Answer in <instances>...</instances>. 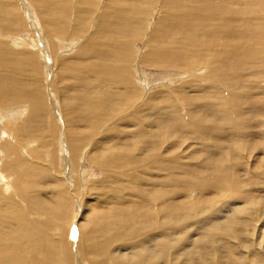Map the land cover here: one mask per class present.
Masks as SVG:
<instances>
[{"label": "rangeland", "instance_id": "rangeland-1", "mask_svg": "<svg viewBox=\"0 0 264 264\" xmlns=\"http://www.w3.org/2000/svg\"><path fill=\"white\" fill-rule=\"evenodd\" d=\"M15 1L17 2V8L11 3V1L7 2V7L10 10L12 19H14V21L11 22V28L16 26L17 23H20L19 30L17 32H5L6 35L3 36L2 39L6 42L5 44L7 49L9 48V50L17 52L18 56H20L22 59L26 58V63L22 69V73L20 76H17V81L15 82L24 86L41 87L45 96L44 101L45 103H48V116L50 120L53 119V127H50L51 122L44 118L42 113H39L38 115L34 113V111L31 109V103L27 98L24 99V101L14 102L12 104H4L5 107L4 105H0V113L5 112L0 116V125L7 127V119H18L16 123H23L26 125L25 127H28L30 123L33 126H37L43 122L42 131L45 135L40 137L42 140L36 138L33 145H30V142L27 145H25V143L20 145V150L18 153L20 160L22 161L20 167L27 170V173L29 172L31 179L34 181V186L30 187L28 190L30 193V198L33 199V196L36 194L37 190L45 193V195H48L52 191L58 192L60 194L61 199H51L52 204L49 203V205H45V208H50L56 213L61 211L64 215L58 216V218L55 215L56 217L54 218H57L58 224L62 223L64 225H68V229H70L68 230V236L72 239V249L74 248L72 251L77 264H88L87 261L81 260L80 254L75 248L77 244L76 241L78 240L77 238L80 236V233L82 236H87L88 239H90L89 236L91 235V239L94 240L97 235L104 233V227H106V225H102V223L107 221H112L113 225L115 222L122 223L123 221L130 220L134 223L136 221L135 225H140V222H145L146 226L149 224L147 227H150L152 224L164 225L167 226V233H171L170 228L172 229L175 227L178 229V234L190 235V238L188 239L189 241L186 243L188 245L185 244L184 248L181 249L180 252H177L175 260H180L179 262L181 263H188V258L195 254L196 243L203 240L201 235H205L206 238L211 239L217 233L223 232L224 228L217 226L224 224V221L225 223H228V227L230 222L235 220L234 224L231 223L233 224L232 230H237L238 232L243 233L245 236L257 231L260 235L264 236V178H259L260 181L255 180V182L251 180L254 177L253 172L256 169L262 167L264 169V164L261 162L262 158L264 157V73L259 74L261 70H264L263 66L257 74L250 69L246 70V72L248 71L247 73L242 70L237 72L236 70H233L234 68L231 64L229 66L227 65L228 67H226L229 69L223 67L224 70H227L224 71L222 77L219 76L218 83L216 84V75H214V80L213 78H208V76H206V68L208 67L205 68L207 63L206 59L204 60L203 57H200L199 60V56L197 55L194 57V59L192 58L189 60V63L185 64V66H179L180 68L178 65H173L175 67L161 65V68L159 66H155L154 68L144 63L142 65L141 63V56L143 55L142 53L147 48V44H149L147 43V36H144L142 40L139 38L141 41L136 39V43L129 46L130 53L131 51H134L136 54L135 55L132 53L133 60L127 65L128 67L130 66L128 70H131V75H133L130 77V83L132 84L133 88L138 89V97L133 102L128 112L134 113L142 107L147 106V109H145L146 111L143 114H137L139 117H137V120L143 124H127L124 122V120H119L117 123H114L115 119L111 118V121L103 123L104 126L102 125L98 132L103 133V131L108 129L113 122L114 124L111 126L116 125L115 127L118 135L108 137V139L113 138L108 142H96V144L98 143L97 146L100 147L101 143L102 147L105 149L108 148L106 146H109L107 150L108 153L113 151H120V153L125 151L127 152L128 150H131L130 148L137 145L140 146V149L135 151L136 157L137 155L140 157L143 156V154L145 155L146 151L149 150V152H155L156 150L161 149L163 154V162L161 164L163 176L160 179L158 178V180L163 183L167 181L172 183L170 176L175 177L177 179L176 187H178V182L182 185H184L185 182L194 183L195 179V182H199L196 184V186H193L192 189L190 188L189 191L186 189V191H188L186 192L187 197L185 196L187 199H185L183 195L179 196L180 192H182V189L184 190V188L180 187L181 191L179 190V192L176 191L177 189L175 187V193L178 197L175 199V203H179V208H172V206H170V201L172 200L167 201L165 198H161L156 201L154 199L151 200V197L155 196L157 187L161 192L167 189V186L157 184L156 189L152 188L150 192L149 190L145 189V187H139L140 185L138 187H133L131 184H128L126 187L128 190L123 188V191H118L116 188H112V186L115 185V182L107 186L101 185L99 181L101 177H103V167L92 162L90 159L92 155H95L93 154L92 150L93 148L94 150L96 148V144H93L94 141L88 140L87 142L82 143L80 146V149L82 150L79 152V159L75 162L76 164H74L72 161L71 152L67 145L65 121L67 120L68 126H71L72 130L76 131V127L71 121L73 117L81 111L86 112L84 109L87 108L86 104L89 102L87 103L88 100H79L86 99V96L88 95L83 89L79 90V88L76 87L74 69L73 71L69 70L68 74L67 70L69 69V65H71V63L74 61L73 55H76V53L86 44L91 34L95 32L97 27L95 21L90 23L87 28V32H83L82 34L72 33V37L67 38L66 33L63 32L54 33V36H51L48 32H46V26L41 24V20L38 18V16L41 15H37L38 10L35 8L33 0ZM104 1L105 0L98 1L99 4L98 8L96 9L97 12L99 11V7L104 4ZM186 1L190 4L188 0ZM190 1L193 2V6L197 8L194 10H196L199 15H203L206 18L208 16L207 22L204 23L205 28H207L206 26H211L213 22L219 25H225L229 22L234 23L236 20H238L239 23H241L244 27L248 28V25L244 23L246 22L247 17L242 14V12L244 9L252 12L253 4L249 5V3L254 0ZM246 1L249 2L246 4ZM201 2L206 4L203 5ZM160 6L161 0H158L157 5L155 4V6L152 8H156L153 11L154 14H151L150 17H148L149 20H146V27L144 29H147L145 31H149V29L154 26L159 16L158 13L161 11L159 10ZM205 7L206 12L203 13V11H205ZM254 10L259 12L258 28L259 26L260 28H263L264 7H255L253 11ZM237 15L238 19H234ZM93 18L94 16L92 15L91 20ZM232 25L229 26L230 29L232 28ZM244 27L241 29H244ZM145 34L147 35V33ZM172 37L174 38V36ZM172 37L170 40L173 39ZM69 41L73 44H70ZM200 50L201 49H199V51ZM205 50H207V48ZM32 51L37 53L36 58L39 59L37 63L30 60ZM38 53L40 54L38 55ZM207 57L210 58L211 56L208 55ZM49 59H51V61ZM251 63L256 65V61H249V64ZM135 67H141L144 70L142 74L143 76L138 73L139 70H136L137 68L135 69ZM2 72L3 71L1 70V73ZM262 74L263 76H261ZM235 75H237L238 78ZM94 82L95 81H93V83ZM139 84L142 87L139 86ZM101 85L102 89L98 87L95 88L96 90L93 91L94 95L96 94L99 96L101 95V92L107 89V85ZM184 86L186 88L181 90V88ZM24 90L27 92L26 89ZM113 91L118 92L116 89H110L108 94H111L112 97L109 95L108 99L106 96L103 97V99H106L105 102L107 103L98 106L99 108L97 107V109L100 110V108L103 106L106 110L104 108L102 109L105 111V113H107V116H110L113 114V112H116L115 110L117 107H119V105L120 107L123 106V104L115 103L116 100L114 98L115 95L113 94ZM123 93H125V90ZM163 93L166 96H162ZM158 94H161V96L156 97ZM72 98H75L74 100H77L78 102H74V105H69L70 101L73 102ZM66 106H68L67 109ZM97 109L96 111H98ZM64 110H66V114L64 113ZM140 116L142 117L140 118ZM54 124H56L55 129ZM18 125H16L17 128ZM192 126L194 128L197 126L203 127L201 130L202 132L199 128L197 131L198 134H196ZM137 127L139 128L137 129ZM189 127L191 128L188 129ZM6 129L8 134H10L11 127L10 129L9 127ZM79 129L83 130L84 132L88 131L86 126L79 127ZM141 130L144 131V133ZM189 130H191V133ZM16 132H20L19 129H17ZM38 132H40V130ZM38 135L41 134L38 133ZM16 136L15 138L17 139L18 136ZM6 137L10 138L9 135L5 134L4 138ZM223 137L225 139H223ZM133 138L136 139L134 140ZM118 140H120V142H118ZM140 141L143 142L140 143ZM146 141H148V143ZM149 142L151 143L149 144ZM33 149H35L36 153L33 151ZM144 150L145 152H143ZM96 152L97 154L100 153V151L98 152L97 150ZM54 153H56V156H58V162L56 166L51 165ZM100 154L98 156H100ZM172 155H177L176 159L178 162L175 161V163L170 159V156L172 157ZM259 161L261 165L259 164ZM231 163L235 165L233 168L234 170L232 172H228L227 168H229ZM207 166L209 169H207ZM171 168H174V170ZM186 168L188 169L186 170ZM35 171H37L39 174H35ZM43 172L46 173L41 174ZM232 174L234 178L232 177ZM188 175H190L191 178L190 176L188 177ZM218 179L221 181L218 182ZM208 181H211L212 184ZM249 183H253L252 186ZM232 184H236V187L234 186L235 190L232 189V191H228L227 187L231 189L230 187ZM237 191H239L238 195ZM113 192L116 193L115 196L117 199L113 197ZM223 193L225 194L224 196ZM109 195L111 198L107 199ZM114 199H116L115 202H122V205H118L119 207L115 206ZM148 199L151 201L149 202ZM105 200L106 203H104ZM157 201L158 203H155ZM182 201L185 202L184 205L189 206V210H185L181 206L183 203ZM193 201H195V203ZM123 203L126 205L129 203V205H131L126 206ZM196 203L198 204L196 205ZM132 204L134 206L133 209H131L133 207ZM159 204H161L162 207ZM191 207H194L195 209L192 210ZM109 208H113L115 210H113V214L115 215L112 214L110 217H107V221H99V215L104 213L105 210H109ZM153 208L154 210H152ZM251 208L258 209L256 212H254L253 216L249 217V213L245 214L244 212ZM201 211H205V215L198 216L196 219H194V213L200 214ZM142 212H145L146 215ZM176 213L177 215H175ZM168 214L169 216H167ZM170 214L174 216L173 219ZM45 215L46 214H41L38 220L43 221L47 219V216ZM232 216L234 219L230 220ZM237 221H239V223H236ZM175 223L177 227L175 226ZM177 223L180 225L178 226ZM228 228L230 229V227ZM73 230H75L74 239ZM169 236L170 235L163 236L162 234H152L151 237H146L143 245L139 247H133L131 244L114 242L112 250L117 254H129L131 251H133L131 254H134L135 252H143L156 256L158 255L160 247H162L163 244L172 242V239ZM56 237L58 239L59 234H56L55 238ZM253 239L255 240V237L252 238L251 236L250 242H252V244H250L252 247L249 246L251 258H253L254 255L252 252L254 250ZM184 241L186 242L187 240ZM229 241L228 239L226 240V242L230 244ZM257 241V245L262 243H260L261 239ZM223 247L224 245H221L220 249ZM231 252L234 258L240 257L239 250L231 249ZM116 253L113 252L114 255ZM225 255V252L216 255L217 261L220 259V263L218 264L225 263ZM230 258L229 259L232 260V256ZM198 259L201 261L200 258H197L196 261ZM62 260L63 256L61 257V262L59 264H63Z\"/></svg>", "mask_w": 264, "mask_h": 264}, {"label": "bare ground", "instance_id": "bare-ground-1", "mask_svg": "<svg viewBox=\"0 0 264 264\" xmlns=\"http://www.w3.org/2000/svg\"><path fill=\"white\" fill-rule=\"evenodd\" d=\"M9 1H11V3L14 6H16L17 2L15 0H0V105L12 104L14 102L24 101V99L27 98L31 103L32 106L31 109L34 111V113H36L37 115L39 113H42V116L51 122L50 127L51 126L53 127L52 124L53 119L50 120L48 116L49 115V111L47 109L48 103H45L44 101L45 96L43 94V90L41 89V87L24 86V85H19L17 82H15L17 81V76L18 75L20 76L22 73V69L26 63V58L22 59L20 58V56H18L17 52L9 50V48L7 49L5 44L6 42L2 39V37L6 35L5 32L7 31L17 32L20 27V23H17L16 26L11 28V22L14 21V19H12V15H10V10L7 7V2ZM33 1L35 8L40 13L39 14L36 11L37 15H41L38 16V18H40L39 20H41V24L42 25L44 24L46 26V30H47L46 32H48L51 36L52 35L54 36V33L65 32L67 38L72 37L71 36L72 33L82 34L83 32H87L88 26L93 21H95V23L97 24L95 32L91 34L86 44L85 45L83 44L84 46L76 53V55H73L74 61L71 63V65H69V69L67 70V74H68L69 70L73 71L74 69L76 87L79 88V90L83 89L84 92L87 93V95L90 97L89 98L88 96H86V99H79L81 101L88 100L87 103L89 102L90 104L85 103L87 108L84 110H86V112L81 111L80 113H78L73 117L71 122H73V125L76 127L75 128L76 131L72 130L71 126H68L67 120L65 121L67 145L68 148L70 149L71 158L74 164H76L75 162L80 157L79 152H81L82 150L80 149L82 143L87 142L88 140L94 141L93 144H96V142L105 143L113 139V138L108 139V137H111L113 135H118V132L115 127L116 125L111 126L112 124L117 123V121L124 120V122L127 124L128 123L140 124V125L143 124L142 122L137 120L138 117L137 114H143L146 111L145 109H147V106H144L141 109H139V107L137 106L139 109L137 112L134 113L128 112L129 108L138 97V89L133 88L132 84L130 83V79H131L130 77L133 75H131L130 72L131 70H128L130 66L128 67L127 65L128 63H130V61L133 60L132 53L135 54L134 51L133 52L131 51L130 53L129 46L136 43L135 42L136 39L140 38L142 40L144 36H147V43H149L147 44L148 46L144 51L145 53L143 52L142 53L143 55L141 56L142 65L144 63L154 68L155 66L160 67L161 65L168 67H175L173 65H178V67L179 66L182 67L185 66V64H188L189 60H191L192 58L194 59V57L198 55L199 60L200 57L201 58L203 57L204 60L206 59L207 65L204 64L205 68L208 67L206 68L207 69L206 76H208V78H213L214 80V75H216V80H215L216 84L218 83L219 76L222 77L224 71L229 69L227 67L230 64L234 68L233 70H236L237 72L238 71L240 72V70L246 72L247 69H250L257 74L259 73V70H261L262 66L264 67V27L260 28L259 26L258 28L259 12L258 11L256 12V10L253 11L255 7L257 8L260 6L264 7V0L251 1L249 5L253 4L252 12H249L245 9L243 10V12L245 13L242 12V14H244L247 17V20L244 23L248 25V28L244 27L241 23H239L238 20L234 21V23L229 22L225 25H219L213 22L211 26H206L207 28H205L204 23L207 22L208 16L206 18L203 15H199L198 12L194 10L197 8L193 6L192 4L193 2H191L190 0H188L190 4L186 0H161V6L159 7V10L161 11L160 13H158L159 14L158 19L155 22L154 26L149 29V31H145L147 29V28L144 29L146 27L145 23L148 17H150L151 14H154L153 11L156 8L155 9L152 8L153 6H155V4L157 5L158 0H105L104 4L101 5L102 7L101 6H100L101 8L99 7L98 12L96 11V9L98 8L99 0H33ZM248 2L249 1H246L245 3L247 4ZM204 12H206V7L203 13ZM92 15L94 16V18L91 20ZM236 18L238 19V15L234 19ZM230 25H232L231 29L229 27ZM243 27L244 29H241ZM145 33H147V35ZM172 36H174V38ZM171 37L173 38L172 40H170ZM70 44L73 43L70 42ZM204 47H206L207 50H205L206 48ZM199 49L201 50L199 51ZM36 54L37 53L32 51L30 55V60L35 63H37L39 60L36 58ZM39 54L40 53H38V55ZM208 55H210L211 57L208 58L207 57ZM49 60L51 61V59ZM249 61L252 62L256 61V65H254L253 63H251L252 65L249 64ZM223 67H226L227 69L224 70ZM135 69L139 70L138 72L139 74L141 75L143 74L144 70L141 67H135ZM1 70L3 71L2 73ZM261 73H264V70H261L259 74ZM235 76L238 78L237 75ZM261 76H263V74ZM93 81L95 82L93 83ZM101 84L107 85L106 86L107 89L104 88L105 90L101 92V95L99 96L96 94L94 95L93 91L96 90L95 89L96 87L102 89ZM139 86L141 85L139 84ZM112 88L118 90V92L113 91L114 92L113 94L115 95L114 98L116 100L115 103L123 104V106L120 107L119 105V107H117V109L115 110L116 112L111 111L113 112V114L107 116L106 115L107 113H105V111H103L102 109L104 108L103 106L100 108V110L97 109V107L107 103L105 102L106 99H103V97L106 96L108 99L109 96H111V94H108V92ZM184 88L186 87L184 86L183 88H181V90ZM24 89H26L27 92ZM124 90L125 93H123ZM164 95L165 94L163 93L162 96ZM157 96H161V94L156 95V97ZM72 99L73 102L70 101L69 105H74V102L75 103L78 102L77 100H74L75 98ZM67 107L68 106H66V109ZM96 109L98 111H96ZM4 113L5 112H1L0 116L3 115ZM64 113L66 114V110H64ZM141 117L142 116H140V118ZM111 118L115 119V122L114 123L112 122V124L109 126L108 129L105 128L106 130L103 131V133L98 132L100 130V127L102 125L104 126L103 123H106L107 121H111L110 120ZM7 120H8L7 127L0 125L1 127L0 128V264H59L61 262L62 256H63V260H62L63 264H77L76 263L77 261H75L74 254L72 251L74 249V248L72 249L73 247L72 239L68 236V230L70 229H68L67 224L66 225L62 223L58 224L57 221L58 216H64V215L62 214L61 211H59V213H56L50 208H45V205H49V203L52 204L51 199H56V198L61 199L60 194L58 192L52 191L48 195H45V193L37 190L36 194L33 196V199L30 198L29 196L30 193L28 190L30 187L34 186V181L31 179L29 172L27 173V170L20 167V164L22 162L18 154L20 150L19 148L20 145H23L24 143L25 145H27L29 142L30 145H33L35 143L36 138L42 140L40 139V137L45 135L43 134L42 131L43 122H41L37 126H33L30 123L28 127H25L26 125L23 123L20 124L19 122L16 123L18 119L17 120L7 119ZM16 125H18V128L16 127ZM55 126L56 124H54V129ZM82 126H86L88 131L84 132L83 130L79 129V127ZM8 127L9 129L11 127L10 134H8V131L6 129ZM138 128L139 127H137V129ZM190 128L191 127H189L188 129ZM192 128L194 127L192 126ZM199 128L201 131L203 127L197 126L196 128H194L196 134H198L197 131ZM17 129H19L20 132H16ZM39 130L40 132H38ZM80 130L83 132H81ZM189 131L191 133V130ZM142 132L144 133V131ZM38 133H40L41 135H38ZM5 134L9 135L10 138L8 137L4 138ZM15 136L17 137L18 140L15 138ZM133 139L135 140L136 138ZM152 139L154 140L153 137ZM223 139L225 138L223 137ZM118 142H120V140H118ZM142 142L140 141V143ZM146 142L148 143V141ZM150 143L151 142H149V144ZM97 144L95 150L94 148L92 149L93 154L95 155H92L90 159L92 160V162L101 165L103 167V175H102L103 177H101L99 181L101 185L107 186L115 182V185H113L112 188H116L118 191H123L122 190L123 188L126 189L128 184H131L133 187H138L140 185L139 187L141 186L142 188L145 187V189L149 190L150 192L152 188L156 189L157 184L167 186L168 188L165 187L167 189L161 192L157 187L155 191V196L151 197L152 198L151 200L154 199L156 201L161 198H165L167 201L172 200L170 201V206H172V208L173 207L177 208L179 206V203L178 204L175 203L176 201L175 199L178 198L177 194L175 193L177 179L175 177L170 176L171 178L170 180L172 181V183L170 181L164 182L169 184H164L163 182L158 180V178L160 179L163 176L162 166H161L163 162L162 159L163 154L161 152V149L160 150L158 149L155 152L153 151L149 152L150 151L149 150L146 151L145 155L143 154V156L141 157L137 155L136 157L135 151L137 149H140V146L137 145L133 146L132 148H130L131 150H128L127 152L125 151L123 153H120V151H116V152L113 151L111 153H108L107 150L109 146H106L108 148L105 149L104 147H102L101 143H100V147L97 146ZM135 144H139V143H135ZM96 150L98 152L100 151L101 153V154L99 153L100 156H98L99 154H97ZM33 151L36 153L35 149H33ZM143 152H145V150ZM176 157L177 155L174 156L172 155V157L170 156V159L173 162L175 161L178 162ZM57 162H58V156H56V153H54L51 165L56 166ZM261 162L262 164H264V157L262 158ZM234 166L235 165L231 163L229 168H227V171L232 172L234 170L233 169ZM171 169L174 170V168ZM187 169L188 168H186V170ZM207 169H209L208 166ZM34 173L39 174L37 171H35ZM44 173L46 172H43L41 174ZM190 175H188V177ZM253 176L254 177L251 180L254 182L255 180L258 181L259 178H264L263 167L256 169L253 172ZM232 177L234 178L233 174ZM218 180H217L218 182L221 181L220 179ZM195 181L194 183L185 182L184 185L178 182V187H176L177 189L176 191H179L180 187L184 188V190L182 189V192H180L181 190L179 191L180 192L179 196L183 195L185 197L186 192H188L190 188L192 189L193 186H196V184L199 183ZM208 182L211 183V181ZM249 184L252 186L253 183H249ZM235 185L236 184H232L230 187L231 189L227 187L228 191H232V189L235 190L234 188ZM186 189L188 191H186ZM115 194H116L115 192L112 193L114 198H116ZM238 194L239 191H237V195ZM224 195L225 194L223 193V196ZM186 197L185 199H187ZM109 198H111L110 195L108 196L107 199ZM116 199H114V205L115 206L122 205V202L119 201L115 202ZM151 200H149V202ZM195 201L193 202L195 203ZM104 203H106V200L104 201ZM155 203H158V201ZM184 203L185 202H183L181 206L185 210H189V206L184 205ZM197 204L198 203H196V205ZM127 205H129V203H127ZM133 208L134 206L131 209ZM154 208L152 210H154ZM191 208L192 210L195 209L194 207ZM257 209L258 208L247 209L244 213L245 214L249 213L248 216L250 217L254 215V212H256ZM113 210H114L113 208L112 209L109 208V210H105L104 213H101L99 215V221L102 222L105 221L107 217H110L113 214ZM41 214H46L45 216H47L46 217L47 219L43 221L38 220ZM143 214H145V212ZM55 215L57 216V218H54L56 217ZM175 215H177V213ZM201 215L202 216L205 215V211L204 212L201 211L200 214L194 213V219H196L198 216ZM167 216H169V214ZM173 217L174 216H172V219ZM134 219L137 220L136 218ZM233 219L234 218L232 216L230 220ZM135 223L132 222L131 220L123 221L122 223L115 222L114 225L112 221H107L105 223L103 222L102 225H106V227H104V233L101 235H97V237L94 240L91 239L92 238L91 235L89 236L90 239H88L87 236L85 235L82 236V234L80 233V236H78L77 238L78 240L77 241L75 240L77 242L75 248L78 250L81 260L87 261L88 264H218L220 263V259L219 261H217L216 255L225 252L226 261L224 264H264V236L260 235L258 231L253 232L248 236H245L243 233L238 232L237 230L236 231L232 230V225L235 223V220L230 222V225L228 226L230 227V229L227 227L228 223L227 222L225 223V221L224 224L218 225L217 227L224 228V231L217 233L211 239L206 238L205 235H201L203 240L196 243L195 254L192 255L190 258H188L189 260L188 263H181L179 262L180 260H175V259L177 256V252L178 251L180 252L181 249L184 248V245L189 241L188 239L190 238V235L178 234V229H176L175 227L172 229L170 228L171 233H167V226L164 225L152 224L150 227H147L149 224L146 226L145 222L142 223L140 222V225L139 224L135 225ZM236 223H239V221H237ZM179 225L180 224H178V226ZM54 233L55 235L59 234L58 239L57 237L55 238ZM152 234L153 235L162 234L163 236L170 235L169 237H171L172 239V242L165 243L162 245V247H160L159 253L156 256L143 252H135L134 254H131L133 251H131L129 254H125V253L117 254L115 251L112 250V246L114 245V242H121L122 244L123 243L131 244V246L133 247L142 246L145 238L148 236L151 237ZM251 236L252 238L255 237L256 240L255 241L253 239L254 240L253 243L254 250L252 251L254 254L253 258H251L250 256V247H252L251 246L252 242H250ZM227 239L228 241L230 239L229 241L230 244L226 242ZM259 239H261L260 243L261 242L262 243L260 245H257L258 243L257 240ZM184 240L187 241L185 242ZM221 245H224L222 249H220ZM231 249L239 250L240 257L234 258ZM113 252L116 254L114 255ZM231 256H232V260H230ZM197 258H200L201 261L199 259L196 261Z\"/></svg>", "mask_w": 264, "mask_h": 264}, {"label": "snow or ice", "instance_id": "snow-or-ice-1", "mask_svg": "<svg viewBox=\"0 0 264 264\" xmlns=\"http://www.w3.org/2000/svg\"><path fill=\"white\" fill-rule=\"evenodd\" d=\"M73 238H75V230H73Z\"/></svg>", "mask_w": 264, "mask_h": 264}]
</instances>
